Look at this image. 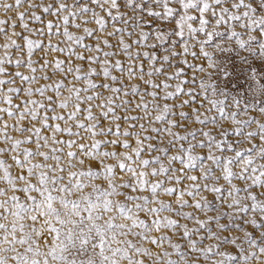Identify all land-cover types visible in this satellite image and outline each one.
<instances>
[{
    "label": "snow or ice",
    "instance_id": "obj_1",
    "mask_svg": "<svg viewBox=\"0 0 264 264\" xmlns=\"http://www.w3.org/2000/svg\"><path fill=\"white\" fill-rule=\"evenodd\" d=\"M0 264H264V0H0Z\"/></svg>",
    "mask_w": 264,
    "mask_h": 264
},
{
    "label": "rangeland",
    "instance_id": "obj_2",
    "mask_svg": "<svg viewBox=\"0 0 264 264\" xmlns=\"http://www.w3.org/2000/svg\"><path fill=\"white\" fill-rule=\"evenodd\" d=\"M241 83H243V81H241ZM241 93H243V89H238Z\"/></svg>",
    "mask_w": 264,
    "mask_h": 264
}]
</instances>
